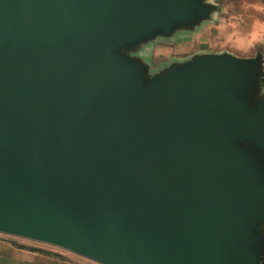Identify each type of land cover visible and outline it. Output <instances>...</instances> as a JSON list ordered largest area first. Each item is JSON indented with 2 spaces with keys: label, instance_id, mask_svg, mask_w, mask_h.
I'll use <instances>...</instances> for the list:
<instances>
[{
  "label": "water",
  "instance_id": "obj_1",
  "mask_svg": "<svg viewBox=\"0 0 264 264\" xmlns=\"http://www.w3.org/2000/svg\"><path fill=\"white\" fill-rule=\"evenodd\" d=\"M216 11L0 0V234L100 264H264V54L153 76L134 56Z\"/></svg>",
  "mask_w": 264,
  "mask_h": 264
},
{
  "label": "rangeland",
  "instance_id": "obj_2",
  "mask_svg": "<svg viewBox=\"0 0 264 264\" xmlns=\"http://www.w3.org/2000/svg\"><path fill=\"white\" fill-rule=\"evenodd\" d=\"M209 1L216 5L217 11L212 18L201 21L197 29L182 27L175 40L161 39L149 49L134 52L135 57L147 63L150 76L160 74L171 65L199 53L230 52L237 56H248L255 55L258 49L264 53V0ZM260 42L263 49L259 48Z\"/></svg>",
  "mask_w": 264,
  "mask_h": 264
},
{
  "label": "crops",
  "instance_id": "obj_3",
  "mask_svg": "<svg viewBox=\"0 0 264 264\" xmlns=\"http://www.w3.org/2000/svg\"><path fill=\"white\" fill-rule=\"evenodd\" d=\"M176 38L177 35L166 39L171 41ZM260 44L259 48L263 49L262 42ZM250 56L254 55L242 57ZM7 236L0 234V264H100L63 249L50 248L32 241H24L25 239Z\"/></svg>",
  "mask_w": 264,
  "mask_h": 264
},
{
  "label": "trees",
  "instance_id": "obj_4",
  "mask_svg": "<svg viewBox=\"0 0 264 264\" xmlns=\"http://www.w3.org/2000/svg\"><path fill=\"white\" fill-rule=\"evenodd\" d=\"M30 248H33V249H39L38 247H32V246H30ZM41 250V249H40Z\"/></svg>",
  "mask_w": 264,
  "mask_h": 264
}]
</instances>
